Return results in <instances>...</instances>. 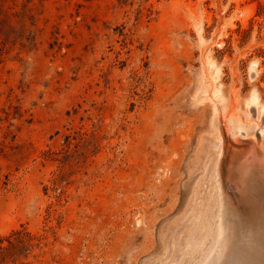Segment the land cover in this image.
Returning <instances> with one entry per match:
<instances>
[{
  "label": "rangeland",
  "instance_id": "rangeland-1",
  "mask_svg": "<svg viewBox=\"0 0 264 264\" xmlns=\"http://www.w3.org/2000/svg\"><path fill=\"white\" fill-rule=\"evenodd\" d=\"M263 112L264 0H0V264H204Z\"/></svg>",
  "mask_w": 264,
  "mask_h": 264
},
{
  "label": "bare ground",
  "instance_id": "bare-ground-1",
  "mask_svg": "<svg viewBox=\"0 0 264 264\" xmlns=\"http://www.w3.org/2000/svg\"><path fill=\"white\" fill-rule=\"evenodd\" d=\"M209 80L207 74L200 80L196 99H209ZM252 96L258 98L254 93ZM216 107L214 104L213 120L217 125L219 115ZM258 124L260 130L253 134L255 141L246 143L243 149L221 147L218 161L223 182L216 241L221 239L217 247L220 252L213 253V248L204 264H264V119ZM219 139L222 142L220 131Z\"/></svg>",
  "mask_w": 264,
  "mask_h": 264
},
{
  "label": "trees",
  "instance_id": "trees-1",
  "mask_svg": "<svg viewBox=\"0 0 264 264\" xmlns=\"http://www.w3.org/2000/svg\"><path fill=\"white\" fill-rule=\"evenodd\" d=\"M15 233H20V231H13L11 234L7 236H0V260L4 257L6 254V251L8 250V247L12 245V241L10 239V236ZM7 240V245L3 244V241Z\"/></svg>",
  "mask_w": 264,
  "mask_h": 264
}]
</instances>
